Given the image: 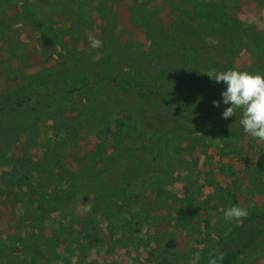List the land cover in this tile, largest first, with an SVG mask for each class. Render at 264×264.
I'll return each instance as SVG.
<instances>
[{"label": "trees", "instance_id": "1", "mask_svg": "<svg viewBox=\"0 0 264 264\" xmlns=\"http://www.w3.org/2000/svg\"><path fill=\"white\" fill-rule=\"evenodd\" d=\"M18 3L21 19L38 32L40 49L55 62L43 66L41 58L30 55V61L38 66L35 74L0 89V142L8 140L9 149L1 152L0 143V158L18 155L14 134L31 120L41 122L50 133L42 155L29 163L40 171L38 176L15 172L10 189L16 207L12 211L0 207L4 224L13 219L16 223L9 240L0 243V264L20 258L26 264H50L51 251L43 247V225L69 204L75 212L80 209L82 226L76 232L86 248L102 244L96 224L105 211L121 215L122 222L124 219L127 228L121 235L131 231L130 227L156 224L165 186L181 178L191 193L193 184L189 181L188 185L183 176H172L174 164L169 156L175 138L197 135L221 142L251 136L239 123V109L236 116L222 118L225 107L213 105L218 90L210 82L203 96L194 98L151 82L107 51L95 56L64 47L51 22L43 17V9L33 14L25 0ZM165 3L201 36L247 52L253 59L252 73L264 76V33L228 16L224 0ZM119 15L124 29L127 15L118 10ZM129 22L140 24L138 18ZM93 57L99 58L93 62ZM240 161L245 169L264 175V149L253 162L246 156ZM135 183L144 190L131 194L129 189ZM228 196L231 206H238L234 194ZM197 212L195 207L191 209L195 216ZM198 213L205 239L210 241L197 251L198 264H208L212 249L222 254L218 264H256L264 256V204L242 221L228 224L213 241L207 218Z\"/></svg>", "mask_w": 264, "mask_h": 264}, {"label": "rangeland", "instance_id": "2", "mask_svg": "<svg viewBox=\"0 0 264 264\" xmlns=\"http://www.w3.org/2000/svg\"><path fill=\"white\" fill-rule=\"evenodd\" d=\"M18 1L0 0V89L35 74L38 66L30 61V55L41 58L39 63L43 66L55 62L51 54L40 49L38 32L21 19ZM25 1L33 14L44 10L43 17L51 22L64 47L95 56L107 51L151 82L194 98L203 96L210 82L218 90L213 100L221 101L222 108L230 106L222 103L221 92L225 85L216 83L207 74L229 69L249 73L253 70V59L247 52L201 36L168 8L167 0ZM224 7L228 16L264 33L262 0H224ZM118 10L127 15L124 29ZM133 18H138L140 24L130 23L129 19ZM89 35L101 40L103 46L91 47ZM78 118H83L82 113ZM44 119L49 123L47 117ZM48 129L41 122L31 120L14 134L13 138L18 140L15 143L18 155L0 158L1 208L16 207L10 189L15 172L25 171L32 178L40 173L31 164L47 145ZM7 142H0L3 153L9 151ZM171 148L172 176L180 175L192 181L191 193H187L188 186L182 184L181 178L166 185L165 198L160 197V210L156 212L159 221L149 222L146 227H130L131 231L123 235L121 231L127 228L124 219L122 222L121 215L105 211L96 224L102 244L90 248L85 247L76 232L82 226L80 209L75 212L69 204L44 222L43 247L51 251L49 263L190 264L193 254L210 243L205 239L198 212L207 218L214 233L210 237L213 241L215 234L220 236L227 225L235 221L229 223L224 218V210L231 207L229 193H233L238 206L248 212L264 204V175L245 169L240 161L246 156L253 162L259 150L264 149V141L244 135L214 142L189 135L175 138ZM11 162L15 163L13 167L7 165ZM143 190L140 183H135L129 192L138 194ZM193 207L198 211L197 217L191 213ZM14 220L4 224L5 220L0 218V243L9 240L14 233ZM20 259L3 264H26ZM256 264H264V256Z\"/></svg>", "mask_w": 264, "mask_h": 264}, {"label": "clouds", "instance_id": "3", "mask_svg": "<svg viewBox=\"0 0 264 264\" xmlns=\"http://www.w3.org/2000/svg\"><path fill=\"white\" fill-rule=\"evenodd\" d=\"M88 39L93 48L103 46L101 40L91 35ZM98 58L93 57V62ZM207 75L216 83L222 82L225 85V90L221 92L222 103L230 106L223 110L222 118L227 120L236 116V110L239 109L241 111L239 123L244 132L264 141V76L234 69ZM212 103L215 107H220L221 101L213 100ZM247 216V209L241 206L233 205L224 210V218L229 223L234 220L240 222ZM218 258L222 259V254L218 249H212L209 253L208 264H218ZM199 260L200 254L196 252L190 264H198Z\"/></svg>", "mask_w": 264, "mask_h": 264}]
</instances>
